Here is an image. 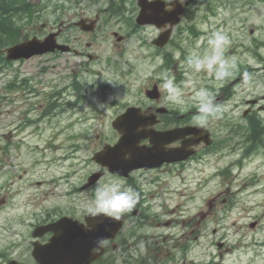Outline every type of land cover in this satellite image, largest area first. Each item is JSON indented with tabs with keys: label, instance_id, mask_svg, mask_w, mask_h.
Wrapping results in <instances>:
<instances>
[{
	"label": "rangeland",
	"instance_id": "374dc122",
	"mask_svg": "<svg viewBox=\"0 0 264 264\" xmlns=\"http://www.w3.org/2000/svg\"><path fill=\"white\" fill-rule=\"evenodd\" d=\"M30 2L39 8V18L25 25L22 33L45 23L46 26L39 31L44 34L59 23V17L56 18L50 10L51 3H59V0ZM210 2L213 14L207 7ZM56 14L59 16V12ZM190 21L183 23L178 31L180 35L175 37L181 45H170L165 50L166 53L172 52L173 58L175 52L181 54L179 61L173 60L177 63L175 69L162 64L155 70L163 68L171 72L178 84L195 80L196 88L203 87L212 93L222 114L206 126L215 140L210 152L201 160H192L179 176L168 178L174 189L170 202L179 206L177 211L184 210L183 215L199 216V208L205 207L206 198L210 200L226 187L232 191L239 188L230 216L245 215L243 221H248L264 201V144L242 158L243 136L236 130L246 124L245 117L257 115L258 110L253 108L243 116L249 107L247 100L258 99L259 105L264 104V0L202 1L200 12ZM204 24L210 30L224 31L230 38L224 55L233 59L235 66L223 81L203 72L191 74L180 67V61L188 51L195 49L197 43H201L200 51L203 50L202 38L206 35L201 31L196 38L183 28L190 26V30L194 27L199 32ZM109 41L111 46L107 55L120 64L117 68L101 71V79L116 81L119 86L106 83V94L102 95L99 87L103 82L87 74L85 98L73 107L66 106L63 97H59V85L68 83L71 75L69 70L59 69V54L31 57L0 71V264H4L9 256L20 262H33L29 252L34 239L31 231L36 224L43 223L49 216L81 218L85 214L81 209L90 206L97 183L122 182L106 172L94 185L81 189L88 175L99 168L92 159L93 153L115 139L110 124L114 115L123 105L144 98L142 90L151 87L152 83L157 82L159 88V80L141 79L139 72L156 64L160 56L156 62L146 54L142 56L136 38L129 39L124 46L117 44L121 51L116 55V48H113L116 42L114 39ZM233 80L236 81L232 84ZM88 82L99 86L94 87ZM10 83L13 86L7 87ZM184 91L186 103L183 106L167 104L161 91L160 105H169L180 114L186 113L185 119L192 122L196 112L191 100L193 89L189 87ZM114 95L117 98L110 99ZM50 98L60 101L61 105H58L59 109L45 113ZM67 100H72V96ZM97 100L106 102L103 110L96 108ZM134 175L133 181L149 186L150 173L136 172ZM199 176H212V179L204 184L196 181ZM222 196L219 194V201ZM210 225L217 226L216 220ZM142 231L152 232V229ZM141 244L136 246L139 253ZM116 254L121 257L120 250L115 249L107 262L106 258H100L95 264H112ZM121 260L116 257L114 264L121 263Z\"/></svg>",
	"mask_w": 264,
	"mask_h": 264
},
{
	"label": "flooded vegetation",
	"instance_id": "af4514ba",
	"mask_svg": "<svg viewBox=\"0 0 264 264\" xmlns=\"http://www.w3.org/2000/svg\"><path fill=\"white\" fill-rule=\"evenodd\" d=\"M162 1L164 11L172 9L174 0ZM180 5H183L181 21L172 27L171 35L160 46L161 39L158 38L162 29L153 24L136 23L139 11L137 0H59V25L56 27H59V45L68 48L67 51L59 50V69L69 70L73 77L79 75V70L87 72L96 65L100 69H109L114 64L107 55V49L111 46L109 39L116 42L113 47L116 48V54L121 51L117 44L124 46L129 39L137 38L142 56L147 54L154 62L160 54L166 59L170 53L165 50L174 44L177 28L182 22L192 20L201 3L200 0H184ZM75 59L79 63L76 64ZM140 107L142 110L138 114L141 117H150V121L156 119L151 116L158 108L154 101H146ZM169 117L171 120L166 115L157 114L154 129L161 131L190 125H176L177 116L173 114V118ZM146 129L152 128L146 126ZM200 136L202 134L179 132L170 143L162 145V149H154V158L163 159L160 165L151 169L154 174L149 180L154 188L170 189L169 177L179 176L193 156L205 155L208 147L202 143L186 146L197 141ZM147 143L148 139L140 142ZM189 151H193V154L186 159L173 162L166 160L172 155L182 156ZM131 173L122 181L125 187H131L138 193V200L130 212L124 213L119 220L123 224L121 230L103 244L107 248L120 250L127 264H264V201L250 220L243 221L245 215L240 214L233 218L230 216L232 204L239 188L232 191L226 187L219 191L223 195L220 201L219 194L204 200L205 207L199 208V216L182 214L177 219L174 218L176 206L167 209L170 194L167 191L160 193L144 189L133 181ZM239 208L245 211L243 207ZM215 220L217 226L212 227L210 222ZM117 223L108 218L110 229ZM146 228L152 229V232H140ZM129 241L133 244H128ZM138 243H142L140 249L143 254L135 248L139 246Z\"/></svg>",
	"mask_w": 264,
	"mask_h": 264
},
{
	"label": "clouds",
	"instance_id": "9594fccd",
	"mask_svg": "<svg viewBox=\"0 0 264 264\" xmlns=\"http://www.w3.org/2000/svg\"><path fill=\"white\" fill-rule=\"evenodd\" d=\"M184 3V0H179ZM200 31L206 33L202 38L203 50L201 43H197L195 49L188 51L184 59L180 61V67L191 74L206 73L208 76L213 77L217 81H223L232 72L235 66L233 59L224 55L226 48L230 44L229 36L222 30H210L207 24L200 26ZM180 53L175 52L174 58L180 60ZM163 64L160 59L154 65H151L147 70L141 69L139 75L141 79L154 78L159 80L160 91L164 94V99L167 104L171 106H183L185 100V88L191 87L193 89L191 100L194 102L196 112L192 117V122L195 126L203 129L206 128L211 120H216L221 117L222 109L215 102V98L210 91L201 87L196 88V81L190 79L187 82L178 84L175 76L161 68L156 71L157 67ZM119 86L116 81H102ZM89 85L98 87L95 82H88ZM114 95L110 99H116ZM104 101H96L97 109H104ZM257 116L259 119L264 120V109L258 110ZM138 200V193L131 187H125L122 182L109 180L97 183L93 192L92 202L90 206H85L81 209L82 212L90 216L104 215L113 220L119 221L122 215L130 211ZM103 241H97L94 251H98Z\"/></svg>",
	"mask_w": 264,
	"mask_h": 264
},
{
	"label": "water",
	"instance_id": "95a60500",
	"mask_svg": "<svg viewBox=\"0 0 264 264\" xmlns=\"http://www.w3.org/2000/svg\"><path fill=\"white\" fill-rule=\"evenodd\" d=\"M148 7L150 8V6ZM152 11L153 12L148 13L142 4V10L137 19L138 22H155V18L158 14L160 15V13L155 6ZM178 14L179 13L173 12L172 15H170L173 21L178 20ZM55 35L56 33L49 34L42 41L33 37L26 42L16 44L7 49V58L29 57L33 54L53 51L56 48L59 49V44L55 42ZM138 135L141 136L140 134L127 133L126 136L119 139L118 144L113 147L105 146L103 151L96 153L94 156L95 159L105 164V153L109 151V149L112 148V150L121 151L126 147L129 151L133 150V144L139 139ZM207 143H209V141H207ZM107 164H109V169L111 171H119L115 162L114 164L112 162H107ZM130 165L131 167H148L151 164H148L146 161L142 160L141 157H138L133 161L131 160ZM95 178L96 176L90 177V182ZM36 230L39 233L46 230H52L55 233L49 244L45 245L43 248L37 249L33 254L41 264H87L101 252L100 249L97 254H93L91 252L93 244L107 237L105 228L102 225L95 227L96 233L93 234L89 230H83L76 221H71L69 218H62L58 223L41 226L36 228Z\"/></svg>",
	"mask_w": 264,
	"mask_h": 264
},
{
	"label": "trees",
	"instance_id": "16d2710c",
	"mask_svg": "<svg viewBox=\"0 0 264 264\" xmlns=\"http://www.w3.org/2000/svg\"><path fill=\"white\" fill-rule=\"evenodd\" d=\"M29 6L26 0H0V49L18 40L20 32L17 18L21 16V12H29ZM248 126L251 134L254 135L261 132L262 128H264L261 121L255 117H251L248 120ZM255 142H261L260 136L256 137Z\"/></svg>",
	"mask_w": 264,
	"mask_h": 264
}]
</instances>
